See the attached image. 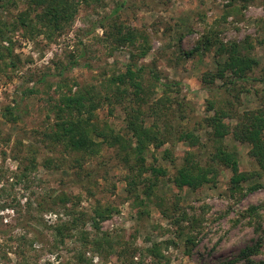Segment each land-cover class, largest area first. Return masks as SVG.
Wrapping results in <instances>:
<instances>
[{
  "label": "rangeland",
  "instance_id": "1",
  "mask_svg": "<svg viewBox=\"0 0 264 264\" xmlns=\"http://www.w3.org/2000/svg\"><path fill=\"white\" fill-rule=\"evenodd\" d=\"M117 1L82 0L74 17L64 22L62 29L49 33L50 37L37 32L33 38H26L18 29L13 40L20 62L17 67L0 62V264L36 261L42 264H153L148 249L155 243L162 244L164 253L174 264H264V178L246 182L243 190L231 193L228 185L232 171L222 167L215 187L177 189L171 178L190 150L184 141L169 142L156 151L152 147L150 153L155 152L159 164L167 167L169 174L160 178L150 198L141 195L138 199L129 194L125 180L128 170L119 146L105 143L99 156L86 157L84 169H70L66 162L59 168L46 167L48 158L62 157V148L48 147L44 136L55 122L58 98L55 84L60 80L62 66H69L76 56L79 62L66 71V76L71 82L102 88L106 78L123 71L132 61L135 48L116 46L106 36L105 29L96 24L110 13ZM26 7L21 2L18 8H11L7 19L12 22ZM119 16V22L148 36L147 43H143L148 48L147 54L140 62L155 63L163 81L168 77L181 82L180 94L174 92L171 96L190 103L186 126L192 129L213 115L212 104L216 109L227 108V99L233 100L234 108L241 112L259 106L256 91L264 95V82L260 79L264 73V0H127ZM212 33L223 42L248 40L261 62L252 74L257 79L247 83L249 91L241 93L240 101L232 98L233 92L227 91L223 80H212L211 72L216 70L218 61L216 46L205 47ZM139 52L136 50V54ZM224 59V56L220 58ZM44 76L46 79H41ZM28 78L30 81L23 83ZM31 87L35 92L27 95L25 90ZM155 92V97H160L163 86L158 85ZM8 105L15 107V121L3 116ZM98 115L102 124L123 136L128 135L126 114L120 106L115 110L104 106ZM224 121L236 123L228 118ZM200 133L208 140L205 129ZM224 142L237 149L241 169L257 168L249 155V144L232 137ZM31 144L37 153L38 167L29 180L19 179L15 176L20 172L16 158L31 157ZM166 149L171 151L177 165L172 164L171 158L162 156ZM96 167L101 168V176L107 175V180L97 175L94 181L98 184H92L95 196H90L79 183L77 173ZM256 182L262 186L247 189ZM112 184L116 186L114 192L107 190ZM60 192L80 198L79 201L74 198L76 212L91 215L97 200L118 208V212L100 224L99 232L93 228L91 219L79 224V231L88 230L90 240L101 237L108 249H98L91 242L85 247L78 235L67 238L65 245L56 246L53 227L60 218L67 217L60 206L55 207L56 215L41 211L40 204L49 206ZM252 206L259 207L261 218L250 223L245 212ZM25 236L29 239L27 242L23 240ZM106 237L112 242L111 248ZM80 249L86 260L79 259Z\"/></svg>",
  "mask_w": 264,
  "mask_h": 264
},
{
  "label": "trees",
  "instance_id": "2",
  "mask_svg": "<svg viewBox=\"0 0 264 264\" xmlns=\"http://www.w3.org/2000/svg\"><path fill=\"white\" fill-rule=\"evenodd\" d=\"M81 1L0 0V62L4 61L7 66L12 67H17L20 62V58L15 54L13 40V35L18 29L23 31L26 38H33L37 32H44L48 36L49 33L52 35L53 31L62 29L64 22L74 17ZM21 2L25 3L27 7L20 10V13L11 22L7 19L8 12L11 8H18ZM126 4L127 0L117 1L110 13L97 20L96 24L105 29L106 36L112 38V42L116 46L130 45L135 48L132 51V61L126 64L123 71L114 72L106 78L102 88L81 85L77 81L71 82V79L66 76V71L78 64L79 59L77 60L76 56L69 66H62L59 74L60 80L55 84L58 93L54 108L55 122L49 130L44 132V136L48 140L47 146L53 149L62 148V157L48 158L45 161L46 167L55 165L59 168L66 165L64 164L66 162L70 169H84L83 161L87 160L86 157L99 156L105 143L113 147L119 146L123 152L124 165L128 170L125 180L129 194L138 199L141 198V195L150 198L154 195L160 178L169 174L167 167L159 164V158L155 152L150 153L152 147L156 151L169 142L184 141L189 145L190 150L184 156L183 163L176 166V173L171 178L177 189L184 187L199 189L205 185L215 187L223 172L222 167L232 171L228 185L231 193L243 190L246 182L264 178L263 93L260 90L256 91L260 99L258 107L241 112L234 108L233 100L227 99V108L216 109L212 104L210 109L214 111L213 115L205 117L198 126L192 129L186 126L184 121L189 117L188 112H191L189 109L192 107H189L190 103L184 99L171 96L174 92L180 94L181 82L172 81L168 77L163 81L162 72L155 63L150 65L140 62L147 54L148 48L143 43H147L148 36L146 33H138L134 28L125 26L118 21L119 13ZM208 37L205 47L211 49L216 46L215 56L218 57L216 70L211 72L212 80L215 78L223 80L222 85L228 88L227 91L233 92L232 98L240 101L241 93L249 91L247 83L257 79L252 74L261 62L253 54L252 44L248 40L223 42L215 38L214 33ZM136 50H140V52L136 54ZM223 56L225 57L224 61L220 60ZM15 57L16 60H14ZM8 60L10 62L7 63ZM41 79H46V77ZM260 79L264 82V73ZM29 81L30 78L23 79V83ZM158 85L163 86L164 93L156 98L155 91ZM74 86L77 88L74 89ZM34 92V87L25 90L26 94ZM104 106H109L110 110H115L118 106L123 109L126 114L127 136L116 133L107 124H102L99 120L98 110ZM14 113L15 107L8 105L5 107L3 116L9 121H15ZM225 118L236 120V123H227L224 121ZM203 122H206L207 126H203ZM202 128L206 130L208 140H204L202 137L200 133ZM227 137H232L235 141L251 146L249 155L255 160L256 169H241L237 149L230 148L224 142ZM20 143L23 147L26 146L23 142ZM30 146L33 145H29V151L33 152L31 157L18 156L16 158L19 162L20 172L15 173V176L19 179L29 180L30 174L38 167L37 153ZM20 149L22 150V147ZM149 155L152 157L150 161L148 160ZM162 156L174 158L171 151L167 149ZM173 163L177 165L175 159H172ZM99 170L101 168L96 167L88 168L85 173L75 172L78 175L79 183H82V187L90 196H95L92 184H98V181L94 180H97V175L100 174ZM99 177L107 180L106 174L102 176L100 174ZM261 186L262 184L256 182L248 186L247 189L254 190ZM115 187V184H112L111 189L108 186L107 190L114 192ZM74 198L79 201L78 196L74 197L66 192H60L53 197V202L49 206H46V203L45 205L40 204L41 211H51L56 215L58 214L55 212V207L60 206L67 217L66 220L60 218V221L53 227L54 238L58 241L56 246L65 245L67 238L78 235L85 247L91 242L98 249H108L103 246L104 239L101 237L90 240L88 230L79 231V224L86 219H91L93 228L99 232L100 224L118 212V208L97 200L91 215L87 212H76ZM69 203H73L71 207L68 206ZM141 203L143 204V202ZM258 210L259 207L256 206L246 210L245 214L250 218V223L255 218H261ZM23 227L25 226L23 225ZM23 240L27 242L29 239L25 236ZM105 241L111 248V240L106 237ZM191 241L194 242L193 239ZM167 243L169 244L171 241ZM79 251V259L86 260L84 252L81 249ZM148 252L153 259V264H174L172 259L164 253L160 243H155L148 249ZM31 264L42 263L36 261Z\"/></svg>",
  "mask_w": 264,
  "mask_h": 264
}]
</instances>
